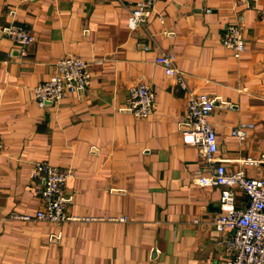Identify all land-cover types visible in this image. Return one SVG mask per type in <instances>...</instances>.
<instances>
[{
	"label": "crops",
	"instance_id": "obj_1",
	"mask_svg": "<svg viewBox=\"0 0 264 264\" xmlns=\"http://www.w3.org/2000/svg\"><path fill=\"white\" fill-rule=\"evenodd\" d=\"M135 1L0 0V264L229 259L219 242L229 230L213 225L220 188L193 183L201 158L178 129L186 90L154 59L160 50L174 52L188 89L216 99L209 118L214 155L226 170L264 178V0H160L144 25L131 30ZM10 22L34 34L25 54L2 30ZM230 23L242 27L239 58L221 43ZM69 54L88 62L89 87L38 106L34 86ZM140 82L155 94L145 118L125 109L129 88ZM240 123L252 124L243 140L232 135ZM35 160L72 168L67 212L81 220L9 218L40 207ZM246 202L237 190L236 206Z\"/></svg>",
	"mask_w": 264,
	"mask_h": 264
},
{
	"label": "built area",
	"instance_id": "obj_2",
	"mask_svg": "<svg viewBox=\"0 0 264 264\" xmlns=\"http://www.w3.org/2000/svg\"><path fill=\"white\" fill-rule=\"evenodd\" d=\"M158 1L160 0H136L128 15V27L134 30L144 25ZM2 30L15 44L22 47V54L26 53L23 47L35 39L27 27L15 22L3 26ZM221 43L239 58L245 48L241 24H227L222 32ZM154 61L178 86L186 90V108L178 121V129L183 142L196 146L201 158L199 166L193 172V183L200 187L220 188L221 212L213 220V225L219 233L229 230L219 240L230 255L225 264H264V178L250 177L243 170H226L225 160L214 155L217 139L209 118L216 99L204 92L188 89L185 73L177 67L174 52L160 50ZM90 78L87 61L71 54L63 56L55 61L52 75L34 86L36 102L38 106L44 107L58 102L68 92H83L89 87ZM154 99L152 87L140 82L129 88L125 109L136 117L145 118L153 110ZM249 127L252 124L240 123L233 128L232 135L243 140ZM3 149L0 137V153ZM250 161L246 159V163ZM261 161L264 162V156ZM73 174L72 168H61L45 160L33 161L31 177L36 181L35 192L40 200V207L33 215L11 213L9 218L39 220L56 225L81 220L67 212L71 196L66 193V184ZM237 190H241L247 197L244 207H237L235 204Z\"/></svg>",
	"mask_w": 264,
	"mask_h": 264
}]
</instances>
